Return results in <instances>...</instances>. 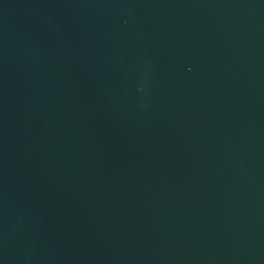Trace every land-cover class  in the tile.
<instances>
[{
	"label": "water",
	"instance_id": "water-1",
	"mask_svg": "<svg viewBox=\"0 0 264 264\" xmlns=\"http://www.w3.org/2000/svg\"><path fill=\"white\" fill-rule=\"evenodd\" d=\"M0 264H264V0H0Z\"/></svg>",
	"mask_w": 264,
	"mask_h": 264
}]
</instances>
